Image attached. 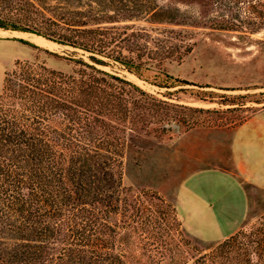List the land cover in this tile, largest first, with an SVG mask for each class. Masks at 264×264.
Masks as SVG:
<instances>
[{"label":"trees","instance_id":"trees-1","mask_svg":"<svg viewBox=\"0 0 264 264\" xmlns=\"http://www.w3.org/2000/svg\"><path fill=\"white\" fill-rule=\"evenodd\" d=\"M2 1L0 28L81 49L92 63L69 58L78 69L66 73L44 62L18 60L5 73L0 264H264L263 228L241 229L202 249L186 237L173 204L123 183L125 154L135 133L166 131L152 125L174 118L172 108H191L158 98L98 65L114 61L160 87H172L171 79L195 85L163 66L192 52V44L174 41L181 32L168 29L158 36L134 23L121 24L154 22L169 6L158 0H89L84 10L46 15L32 0ZM176 1L197 5L204 26L241 30L233 16L226 17L241 7L247 12L236 19L252 25L251 32L264 29V10L254 11L255 0ZM214 9L218 16L207 18ZM170 20L188 23L178 14Z\"/></svg>","mask_w":264,"mask_h":264},{"label":"rangeland","instance_id":"rangeland-1","mask_svg":"<svg viewBox=\"0 0 264 264\" xmlns=\"http://www.w3.org/2000/svg\"><path fill=\"white\" fill-rule=\"evenodd\" d=\"M32 1L46 15L57 10H84L89 3V0ZM261 1H254V11L264 10ZM158 3L164 7L169 6V9L165 15L158 16L156 21L139 20L121 24L134 23L158 36L165 34L164 31L168 29L181 32L174 41L180 42L179 39H183L186 44H192V52L182 60H166L163 66L166 73L174 78L188 80L195 85L171 79L172 87H160L137 77L114 61L110 65L98 67L138 84L158 98L190 106L191 109L172 108L171 112L177 113L174 118L152 125L166 128V131L135 133L125 154L123 183L135 190L158 193L173 204L182 218L178 215L186 237L204 249L214 246L226 233L233 231L230 228L234 225L230 222L233 219L228 221L223 210L228 206L226 203L229 199L234 201L232 204H239L243 197L240 189L233 188L229 177L214 171L213 167L217 163L205 164L201 159L209 149L211 151L219 149L220 144L221 148L229 144L237 132L241 135L253 130L255 126H264V112H261V121H257L258 118L252 120L264 103V29L251 32L252 25L246 26L236 19L238 16L243 18L247 12L243 8L241 10V7L226 14L229 15L227 18L233 16L241 30H226L204 26V14L195 4L186 5L176 0H158ZM4 4L0 0V9ZM175 14L185 16L188 23L178 25L171 22L170 16ZM206 16H218V12L214 9L211 14L206 13ZM16 38L26 39L40 48L24 44ZM50 41H40L30 32L0 30V93L5 73L14 68L18 60L44 62L49 68L66 73L78 69V65L69 58H83L92 63L88 52ZM249 119L251 122L243 126ZM219 129L225 130L220 134ZM214 132L218 135L210 137V133ZM240 147L245 155L252 154L249 148ZM218 158L216 154L215 159ZM208 167L211 169L200 171ZM238 181L241 183L239 187L247 189L249 209L247 218L236 232L241 229L247 232L261 228L264 230V191L250 187L243 178ZM184 184L195 187L192 193L185 190L187 208H182L178 202ZM213 215H218V218Z\"/></svg>","mask_w":264,"mask_h":264},{"label":"crops","instance_id":"crops-1","mask_svg":"<svg viewBox=\"0 0 264 264\" xmlns=\"http://www.w3.org/2000/svg\"><path fill=\"white\" fill-rule=\"evenodd\" d=\"M0 30L4 32L18 31V30H6L3 28H0ZM261 112H264V103H262L260 108H258V111H256V116L252 120L254 121L258 118L257 121H261L263 119ZM249 120L244 122L243 126L245 125L247 126L251 122V119ZM219 130L220 132L218 133L221 134V132H223L225 129H219ZM213 131L216 130H212V132ZM218 133L215 132L210 133V137L214 138L218 135ZM203 135H207V134H203ZM228 143L229 144H225L222 148H221L222 144H220L219 145L220 150L218 148H214V150L210 151L209 149V151L206 154H203L204 156L201 159L205 164L217 163L215 165L216 167H213L214 171L218 174H223L229 177L230 181L232 182L233 188H236L238 190L240 189L239 192L243 197V200H240L238 202L239 204H232L234 201L230 199L229 202L226 203L228 206L223 210L226 213L225 218L229 219L228 221L233 219V221L230 222L234 225L230 227L231 230L233 231L230 233H226L224 237H222L221 241L234 234L241 227L242 223L248 216L249 195L247 189L242 188V186L240 187L238 186L241 185L238 179L243 178L246 182L250 184V187L256 190L264 191V126L261 128L255 126L253 130H249L244 134L241 133V135L240 133L237 132L233 136V138L229 140ZM240 145L249 148L252 154L249 153L245 155L244 153H242V147H240ZM220 151L222 152V154H219ZM216 154H218L219 156L218 159H215ZM209 169L211 168L208 167L200 171H206ZM194 189L195 187L193 186L187 187L185 186V184L181 187L178 202L182 206V208H187L188 205V203L184 201L185 198L187 197V193H185V190H189L192 193ZM211 209L213 210V208ZM179 217L181 218L180 215ZM213 217L218 218V215H213ZM236 219H240V220L235 221Z\"/></svg>","mask_w":264,"mask_h":264},{"label":"bare ground","instance_id":"bare-ground-1","mask_svg":"<svg viewBox=\"0 0 264 264\" xmlns=\"http://www.w3.org/2000/svg\"><path fill=\"white\" fill-rule=\"evenodd\" d=\"M33 34V33H32ZM36 35V34H35ZM38 38H40V41H45V42H49L50 40H48V39H46V38H44V37H42V36H39V35H36ZM50 42H52V41H50Z\"/></svg>","mask_w":264,"mask_h":264}]
</instances>
